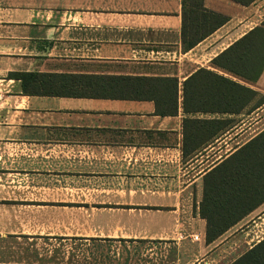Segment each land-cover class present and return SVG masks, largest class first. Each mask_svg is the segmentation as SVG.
<instances>
[{"label": "crops", "instance_id": "1", "mask_svg": "<svg viewBox=\"0 0 264 264\" xmlns=\"http://www.w3.org/2000/svg\"><path fill=\"white\" fill-rule=\"evenodd\" d=\"M203 4L227 21L184 51L181 0H0V264H229L264 233V200L210 242L199 208L205 175L264 128V68L239 111L193 74L236 80L211 59L264 0ZM15 71L172 76L176 103L28 95Z\"/></svg>", "mask_w": 264, "mask_h": 264}, {"label": "trees", "instance_id": "2", "mask_svg": "<svg viewBox=\"0 0 264 264\" xmlns=\"http://www.w3.org/2000/svg\"><path fill=\"white\" fill-rule=\"evenodd\" d=\"M231 1L246 6L255 0ZM181 3L184 51L227 21L224 14L206 8L203 0ZM211 65L229 72L236 80L199 68L193 74L203 78L201 88L230 90V102L237 111L252 101L251 108L261 103L263 96H257L256 90L240 81L254 82L263 71L264 20L214 56ZM7 77L18 80L20 91L28 95L153 100L159 115L170 113L178 90V80L172 76L15 71ZM250 198L264 200V128L205 175L199 208L206 220V241L215 240L236 223L235 219L245 215L251 209L245 203ZM229 264H264V237Z\"/></svg>", "mask_w": 264, "mask_h": 264}, {"label": "rangeland", "instance_id": "3", "mask_svg": "<svg viewBox=\"0 0 264 264\" xmlns=\"http://www.w3.org/2000/svg\"><path fill=\"white\" fill-rule=\"evenodd\" d=\"M262 20H264V18L262 19ZM256 98H259V97H256ZM264 217V216H263ZM250 228L252 225L254 226L255 225V223H249V224H244L243 226H242V228L243 229H247V226ZM264 233H262V234H258V236L256 237V236H254L253 237V239L252 240H249V244H251V246L254 244V243H256L257 241H259L260 239H262L264 236H262ZM260 236H262L260 239H258ZM257 240V241H256ZM256 241V242H255ZM248 244V245H249ZM250 246V247H251ZM246 247H248L247 246V244H246ZM250 247H248V248H250ZM247 249H245L244 251H246Z\"/></svg>", "mask_w": 264, "mask_h": 264}, {"label": "built area", "instance_id": "4", "mask_svg": "<svg viewBox=\"0 0 264 264\" xmlns=\"http://www.w3.org/2000/svg\"><path fill=\"white\" fill-rule=\"evenodd\" d=\"M193 237H194V238H197V236H195V235H194Z\"/></svg>", "mask_w": 264, "mask_h": 264}]
</instances>
